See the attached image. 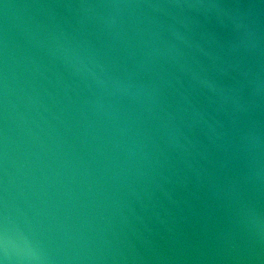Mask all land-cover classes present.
Instances as JSON below:
<instances>
[{
  "label": "water",
  "instance_id": "obj_1",
  "mask_svg": "<svg viewBox=\"0 0 264 264\" xmlns=\"http://www.w3.org/2000/svg\"><path fill=\"white\" fill-rule=\"evenodd\" d=\"M5 226L7 264H264V2L0 0Z\"/></svg>",
  "mask_w": 264,
  "mask_h": 264
},
{
  "label": "clouds",
  "instance_id": "obj_2",
  "mask_svg": "<svg viewBox=\"0 0 264 264\" xmlns=\"http://www.w3.org/2000/svg\"><path fill=\"white\" fill-rule=\"evenodd\" d=\"M262 2H264V0H262ZM9 244L10 239L7 227L5 226L4 229L0 231V253H2L4 257L0 258V264H7V258L9 256Z\"/></svg>",
  "mask_w": 264,
  "mask_h": 264
}]
</instances>
